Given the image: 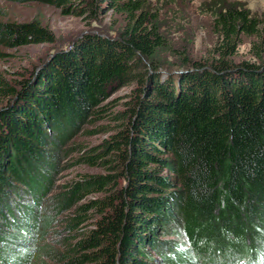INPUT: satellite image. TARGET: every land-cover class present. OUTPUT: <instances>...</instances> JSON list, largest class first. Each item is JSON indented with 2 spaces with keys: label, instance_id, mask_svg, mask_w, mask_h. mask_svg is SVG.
I'll return each mask as SVG.
<instances>
[{
  "label": "trees",
  "instance_id": "obj_1",
  "mask_svg": "<svg viewBox=\"0 0 264 264\" xmlns=\"http://www.w3.org/2000/svg\"><path fill=\"white\" fill-rule=\"evenodd\" d=\"M4 1L49 4L86 20L112 10L126 24L116 38L85 34L30 78L11 84L0 75L2 264H158L152 252L169 264H212L218 253H264V64L232 61L243 36L264 41L256 13L242 2L204 3L219 34L217 59L210 68L194 61L174 80L157 73L167 47L147 0ZM54 40L39 20L0 22V45ZM147 64L144 88L113 113L119 130L78 159L116 172L87 174L55 193L68 140L107 114L110 90ZM15 196L30 200L21 206ZM69 206L56 250L49 230ZM174 234L180 244L162 238Z\"/></svg>",
  "mask_w": 264,
  "mask_h": 264
},
{
  "label": "rangeland",
  "instance_id": "obj_2",
  "mask_svg": "<svg viewBox=\"0 0 264 264\" xmlns=\"http://www.w3.org/2000/svg\"><path fill=\"white\" fill-rule=\"evenodd\" d=\"M213 0H147L148 7L152 12L158 11L153 18H157L156 22L161 26V34L166 41V49H163L158 61L164 65L158 69L157 73L162 78H172L176 80L177 75L182 71L191 70L193 62L199 61L206 63L207 67H212V61L217 59L216 46L219 40V34L214 28V14L205 7L204 3H211ZM230 2H242L250 8L262 23L260 29L264 38V0H228ZM39 20L42 25L46 26L54 33L55 40L53 42L30 44L20 47H9L0 45V75H2L9 83L30 78L32 74H38L44 66L50 63L52 57L61 51H69L74 47L76 41L82 39L85 34H96L102 37L116 38L126 24V14H116L112 10L100 14L96 20H86L82 17L73 15H65L61 9L56 6L39 3H14L0 0V22L16 21L24 22L30 20ZM242 42L238 46L236 54L232 61L234 64L244 65L264 64V41L256 36H243ZM264 40V39H263ZM260 46L256 47V44ZM258 52L262 57H258ZM184 58L190 63L183 64ZM140 67L136 70V77L126 86H115L109 92V96L102 102V105H108V113L99 118L92 117L83 122L81 128L77 130L71 137L66 146L67 151L62 164V172L58 174L55 181V193L63 190V184L81 179L83 176L111 174L114 170H108L99 165H89L79 161V157L91 146L100 144L104 139L114 134L120 128V122L113 120V113L116 111H124L128 103L135 99L144 88L145 75ZM6 104V100L0 97V108ZM169 154H164L168 156ZM170 156V155H169ZM163 174L172 176L169 169H164ZM120 185L125 182L117 179ZM100 194H93L90 197H98ZM21 206H26L30 198L26 201L14 197ZM73 208L71 206L60 210L57 220L53 227L49 230L47 237L56 250H62V242L68 234L65 230V219L70 215ZM42 210L40 211V213ZM19 217L24 216L22 211L18 210ZM162 238H173L177 243H181L178 235L162 236ZM190 246V245H188ZM233 254V252H231ZM152 255L160 262L158 264H169L161 261V257L155 252ZM44 264H54L53 259L45 258ZM0 264L2 262L0 261ZM28 264H35L34 261ZM174 264V263H172Z\"/></svg>",
  "mask_w": 264,
  "mask_h": 264
},
{
  "label": "clouds",
  "instance_id": "obj_3",
  "mask_svg": "<svg viewBox=\"0 0 264 264\" xmlns=\"http://www.w3.org/2000/svg\"><path fill=\"white\" fill-rule=\"evenodd\" d=\"M259 260H260L261 264H264V256H261V257L259 258Z\"/></svg>",
  "mask_w": 264,
  "mask_h": 264
}]
</instances>
